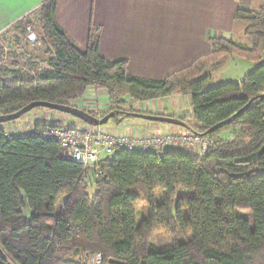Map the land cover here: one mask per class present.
Returning a JSON list of instances; mask_svg holds the SVG:
<instances>
[{"label": "trees", "instance_id": "16d2710c", "mask_svg": "<svg viewBox=\"0 0 264 264\" xmlns=\"http://www.w3.org/2000/svg\"><path fill=\"white\" fill-rule=\"evenodd\" d=\"M55 6L56 0H42L34 12L40 39L49 44L46 65L35 75L15 70L0 78V114L32 101L68 103L95 86L108 97L102 116L114 112L118 122L141 113L124 107L125 95L146 101L178 92L191 99L193 124L186 126L210 143L199 155L117 150L96 166L102 175L90 196L82 164L64 157L56 141L0 128V264H87L94 251L101 264H264V2L234 13L251 47L210 38V51L162 80L132 76L125 60L101 56L98 29L89 30L86 49L76 48L56 23ZM30 22L15 28L24 32ZM229 56L256 66L240 81L212 86ZM225 131L230 135L221 137ZM158 230L171 235L159 251L151 243Z\"/></svg>", "mask_w": 264, "mask_h": 264}, {"label": "crops", "instance_id": "0c3cea01", "mask_svg": "<svg viewBox=\"0 0 264 264\" xmlns=\"http://www.w3.org/2000/svg\"><path fill=\"white\" fill-rule=\"evenodd\" d=\"M41 2L42 0H0V36L15 29V25L23 19H33ZM263 2L264 0H56L55 20L76 48L86 49L89 30L98 29V51L101 56L111 60H125L127 71L132 76L162 80L171 72L189 65L197 56L210 51V38L225 37L235 41L237 27L242 26L234 20L236 9L257 10ZM44 66L43 62L41 67ZM123 101L141 113L173 117L184 125L126 116L118 122H109V119V124L100 126L101 128L115 135L139 136L149 132L186 133L190 131L186 124H193L189 94L174 92L146 101H133L125 95ZM69 103L95 115L109 109L106 90L95 86H89L83 96L67 104ZM34 117V124L30 122L32 129L37 123L57 124L54 119H61L62 115L50 111L43 116ZM66 121L71 125H87L73 119ZM173 149L199 155L195 152L197 148L175 149L166 146L163 151Z\"/></svg>", "mask_w": 264, "mask_h": 264}, {"label": "rangeland", "instance_id": "374dc122", "mask_svg": "<svg viewBox=\"0 0 264 264\" xmlns=\"http://www.w3.org/2000/svg\"><path fill=\"white\" fill-rule=\"evenodd\" d=\"M31 20L30 24H26L25 31H19L17 28L11 30L10 32L4 34L3 36H0V78H6L9 79L12 76L11 71H21V75L27 77L29 74L35 75L40 67L43 65H46L47 57L50 55L49 51H46V49L49 47V44L44 43L42 36H41V29H40V23L38 22L37 15L33 17V19L29 18ZM241 27H237L236 30V36H235V42L245 46V47H251L252 42L244 36L243 34V28L244 25L241 23ZM31 26L32 31L37 37V41L34 43H30L26 39V28ZM41 38V39H40ZM18 63V65H14L12 63ZM261 63H264V55L262 56V59L260 61ZM25 66L27 69L25 70ZM256 66V63L253 61H247L242 58H238L237 56H229L227 58L226 63L224 66L220 67L217 71L213 73V76L210 80V84L218 85L223 84L226 82H237L238 80H241L244 76H246L248 73H250ZM21 69V70H19ZM86 92V91H85ZM78 99V98H77ZM75 100V99H74ZM70 104V103H69ZM124 107H130L124 102ZM52 113H59L62 115L61 119H54L57 124H68L71 125L70 122L66 121V119H73L75 122H80L79 119L76 117L62 113L56 110H50L45 107H36L23 115H21L18 119L4 122L0 124V128L6 132V134L16 135V134H27L32 130L31 124H34L35 121V115L43 116L45 112ZM88 113L101 118V114H94L90 111H87ZM45 118V117H44ZM111 119L109 120V122ZM106 123V124H109ZM116 122V121H115ZM105 125V124H104ZM100 125V126H104ZM99 126V127H100ZM15 128V129H14ZM14 131V132H12ZM226 135H230V131H225L220 134L221 137H225ZM168 146V145H166ZM163 151V149H162ZM198 154H200V151H195ZM192 155V154H191ZM97 179L94 178H86V182L88 184L87 192L90 196H93L95 193V185L94 182ZM163 191L159 190L156 193V197L158 199H163ZM63 204V198H61L55 205V211H57L62 207ZM144 204H141L139 206V210L136 214V220H140L141 217L144 214L145 207ZM23 213L29 217L32 214V210L29 207H26L23 209ZM151 243L153 244V247L155 250L159 251L163 248L169 246L171 244V235L168 234L165 230H158L153 238L151 239Z\"/></svg>", "mask_w": 264, "mask_h": 264}, {"label": "built area", "instance_id": "2783aa9c", "mask_svg": "<svg viewBox=\"0 0 264 264\" xmlns=\"http://www.w3.org/2000/svg\"><path fill=\"white\" fill-rule=\"evenodd\" d=\"M26 39L30 43L37 41L31 27H27ZM28 134L56 141L60 146L62 155L81 163L86 177L94 179H98L102 175L101 169L96 166L106 159H111L114 153L120 149L129 152L154 153L159 157L166 145L175 149L197 148V151L203 154L210 143L208 135L201 136L192 131L186 133L149 132L139 136L115 135L99 126L88 124H50L46 128L32 129ZM101 262L102 255L100 252L87 253V264H101Z\"/></svg>", "mask_w": 264, "mask_h": 264}, {"label": "water", "instance_id": "95a60500", "mask_svg": "<svg viewBox=\"0 0 264 264\" xmlns=\"http://www.w3.org/2000/svg\"><path fill=\"white\" fill-rule=\"evenodd\" d=\"M36 107H45L50 110H56L62 113L70 114L77 119L83 121L84 123L88 125L93 126H100L104 125L108 122L109 119H111L115 114L114 112H109L105 114L103 117L98 118L87 111H84L82 109H78L74 106H71L67 103H51L47 101H32L26 105H24L22 108L17 110L16 112L10 113V114H0V123L12 121L18 119L21 115L24 113L36 108ZM135 117L150 120V121H159V122H165V123H173V124H179L184 125V123L176 118L161 115V114H144V113H133ZM238 113H236L234 116H236ZM231 119L225 120L223 123H218L211 127L210 130L218 128L221 124L228 123ZM111 263H119L118 261H110Z\"/></svg>", "mask_w": 264, "mask_h": 264}]
</instances>
